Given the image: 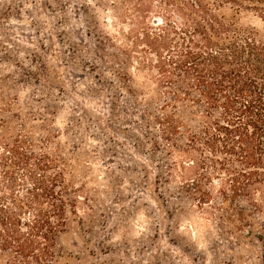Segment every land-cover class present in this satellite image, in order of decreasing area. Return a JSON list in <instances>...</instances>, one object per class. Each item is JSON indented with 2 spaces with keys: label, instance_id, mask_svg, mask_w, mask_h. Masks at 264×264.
Here are the masks:
<instances>
[{
  "label": "rangeland",
  "instance_id": "374dc122",
  "mask_svg": "<svg viewBox=\"0 0 264 264\" xmlns=\"http://www.w3.org/2000/svg\"><path fill=\"white\" fill-rule=\"evenodd\" d=\"M93 4L0 0V108L9 107L0 117L57 151L80 191L54 264H264V241L226 234L235 228L218 219V185L216 200L200 205L160 181L166 157L151 145L159 133L140 120L146 108L116 76L126 73L134 90L149 84L121 54L128 25L108 20L110 0ZM241 25L260 27L252 14Z\"/></svg>",
  "mask_w": 264,
  "mask_h": 264
},
{
  "label": "trees",
  "instance_id": "16d2710c",
  "mask_svg": "<svg viewBox=\"0 0 264 264\" xmlns=\"http://www.w3.org/2000/svg\"><path fill=\"white\" fill-rule=\"evenodd\" d=\"M110 2L108 20L128 25L126 66L135 61L149 83L134 90L126 73L116 75L159 133L151 145L166 157L160 181L200 205L216 200L218 185V219L235 228L226 234L264 241L254 219L264 223V0ZM244 14L260 27L242 26ZM22 132L0 119V264H54L80 191L67 161Z\"/></svg>",
  "mask_w": 264,
  "mask_h": 264
},
{
  "label": "clouds",
  "instance_id": "9594fccd",
  "mask_svg": "<svg viewBox=\"0 0 264 264\" xmlns=\"http://www.w3.org/2000/svg\"><path fill=\"white\" fill-rule=\"evenodd\" d=\"M87 2H88L89 4H93V0H87ZM93 7H95L94 4H93ZM109 14H110V13H109ZM12 23L15 24V23H17V21L13 20ZM160 23L163 24L164 21H163V20H160ZM141 219H143V214H141Z\"/></svg>",
  "mask_w": 264,
  "mask_h": 264
}]
</instances>
